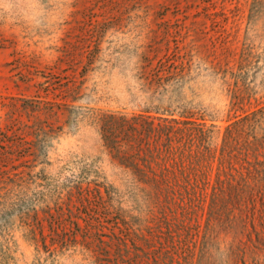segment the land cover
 Returning a JSON list of instances; mask_svg holds the SVG:
<instances>
[{"label": "rangeland", "instance_id": "obj_1", "mask_svg": "<svg viewBox=\"0 0 264 264\" xmlns=\"http://www.w3.org/2000/svg\"><path fill=\"white\" fill-rule=\"evenodd\" d=\"M244 47L253 106L264 0H0V264H95L101 247L123 249V264H264V190L220 195L198 232L193 171L166 195L125 189L96 121L193 110L222 130L228 98L213 70L237 68ZM108 211L128 221L126 244Z\"/></svg>", "mask_w": 264, "mask_h": 264}, {"label": "trees", "instance_id": "obj_2", "mask_svg": "<svg viewBox=\"0 0 264 264\" xmlns=\"http://www.w3.org/2000/svg\"><path fill=\"white\" fill-rule=\"evenodd\" d=\"M253 56L251 49L244 47L237 68L218 64L213 70L214 75L221 71L228 98L227 123L222 130L215 123L217 115L193 110L178 115L170 111L151 113L148 109L131 114L99 113L96 121L103 143L125 168V189L166 195L176 191V183L189 178L193 171L198 182L194 188L199 192L198 203L206 213L204 228H196L198 232L208 229L212 208L224 204L220 195L237 197L264 190V100L250 106L253 95L243 72ZM176 68V74L183 76L184 62H176ZM215 127L220 132L219 141L213 140ZM108 187L103 180L95 182L102 199L103 191L110 192ZM107 214L117 244H126L128 233L122 228L127 229L128 221L115 212ZM100 250L95 264H123L128 260L120 247L113 256L109 250Z\"/></svg>", "mask_w": 264, "mask_h": 264}]
</instances>
